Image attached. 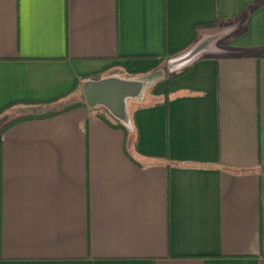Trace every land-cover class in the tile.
Segmentation results:
<instances>
[{
	"label": "crops",
	"instance_id": "0c3cea01",
	"mask_svg": "<svg viewBox=\"0 0 264 264\" xmlns=\"http://www.w3.org/2000/svg\"><path fill=\"white\" fill-rule=\"evenodd\" d=\"M77 102L0 134V264H264V0H0L1 124Z\"/></svg>",
	"mask_w": 264,
	"mask_h": 264
},
{
	"label": "rangeland",
	"instance_id": "374dc122",
	"mask_svg": "<svg viewBox=\"0 0 264 264\" xmlns=\"http://www.w3.org/2000/svg\"><path fill=\"white\" fill-rule=\"evenodd\" d=\"M105 75L106 76H104V78L91 82L97 83L99 81L104 80L107 84L112 83L114 81H119L123 83L126 82L132 83V84H128L131 86L130 91L123 96L122 98L123 103L122 101H119L117 105L113 106L111 111L108 108L102 106V104L100 103H96L95 105H90L87 102L84 95V88H83L84 86H82V95L80 94V99L83 100L89 108H94L98 106V107H102L103 110H106L107 112L109 111V113L111 114V116H113L115 120L126 121V118H128V112L130 111L131 106L133 105L135 100H139L140 98H143L146 101H151L154 97V96L152 97L146 96V83L143 80L137 79L140 76L132 77L131 75L124 74L121 70V67H118L117 65L111 66L110 70ZM4 121L5 119H3V122Z\"/></svg>",
	"mask_w": 264,
	"mask_h": 264
},
{
	"label": "trees",
	"instance_id": "16d2710c",
	"mask_svg": "<svg viewBox=\"0 0 264 264\" xmlns=\"http://www.w3.org/2000/svg\"><path fill=\"white\" fill-rule=\"evenodd\" d=\"M190 69H191V67L183 68L179 72H177L174 75H172L171 77L174 78V77H178L180 75H183V74L189 72ZM54 101H56V100H54ZM167 101H168V97L165 96L162 101L156 102L155 105L162 104V105L166 106ZM82 105H83L82 102H77V103H74V104L67 105L64 108H62L60 110H56V111L48 110V111L28 112V113H25L23 115H20L18 117L13 118V119L7 121L4 124H1V121H0V134L3 133L7 128L11 127L12 125L18 124L20 122L29 121V120H36V119H45V118L60 114V113H62L64 111L73 109L75 107H80ZM94 110L96 111V114L106 124H108L111 128L122 130L125 135L128 134V130H127L126 127L129 124L133 125L132 114L130 115V118H128V119L126 118V121H119V120L113 121L112 119H110L109 113L107 111H104L100 107H94ZM137 139H138V135H137V132L135 130L134 137H133V140H132V143H131V149L135 153H138L137 149H136Z\"/></svg>",
	"mask_w": 264,
	"mask_h": 264
},
{
	"label": "water",
	"instance_id": "95a60500",
	"mask_svg": "<svg viewBox=\"0 0 264 264\" xmlns=\"http://www.w3.org/2000/svg\"><path fill=\"white\" fill-rule=\"evenodd\" d=\"M114 83L124 84L128 88L131 87L128 84H132L128 82L123 83L119 81H114L112 83L107 84L104 80L99 81L97 83L87 82L83 85L84 95H85L87 102L90 105H95L96 103H100L102 104V106L108 108L111 111L113 106L117 105L119 101H122L123 96L128 93L126 92L121 95V91L114 85Z\"/></svg>",
	"mask_w": 264,
	"mask_h": 264
},
{
	"label": "bare ground",
	"instance_id": "6f19581e",
	"mask_svg": "<svg viewBox=\"0 0 264 264\" xmlns=\"http://www.w3.org/2000/svg\"><path fill=\"white\" fill-rule=\"evenodd\" d=\"M114 85L121 91V95L129 92L130 87L128 88L126 85L121 83H114Z\"/></svg>",
	"mask_w": 264,
	"mask_h": 264
}]
</instances>
